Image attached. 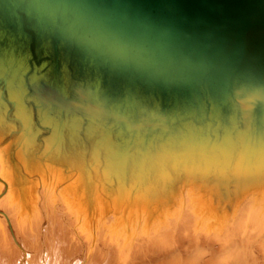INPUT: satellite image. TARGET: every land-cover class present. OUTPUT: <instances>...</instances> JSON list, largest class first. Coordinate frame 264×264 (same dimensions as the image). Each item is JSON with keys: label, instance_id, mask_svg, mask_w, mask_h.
<instances>
[{"label": "water", "instance_id": "1", "mask_svg": "<svg viewBox=\"0 0 264 264\" xmlns=\"http://www.w3.org/2000/svg\"><path fill=\"white\" fill-rule=\"evenodd\" d=\"M0 115L18 124L0 144L22 160L34 145L69 168L68 149L86 148L104 194L115 159L146 166L136 194L164 191L147 157L173 173L187 156L229 159L239 180L254 155L264 176V0H0ZM196 169L177 182L218 197Z\"/></svg>", "mask_w": 264, "mask_h": 264}, {"label": "bare ground", "instance_id": "2", "mask_svg": "<svg viewBox=\"0 0 264 264\" xmlns=\"http://www.w3.org/2000/svg\"><path fill=\"white\" fill-rule=\"evenodd\" d=\"M6 118L0 115V141L18 129L17 122ZM28 118L23 111L20 119ZM9 146L0 144V264H19L25 250L30 253L23 264H264V176L254 155L244 158L247 170L239 180L228 171L229 159L195 154L173 173L169 164L158 165L162 158L147 157L156 164L149 176L165 185L162 191L153 184L146 194L134 193L135 183H145L143 164L115 159L113 173L104 180L117 201L97 183L92 185L102 178L99 168H90L84 159L85 147L69 148L67 152L79 155L70 153L65 160L69 168H62L42 163L37 146L31 145L25 160ZM9 155L17 184L10 175ZM51 157L60 160L62 154ZM197 164L205 176L211 173L220 180L218 197L177 182L183 176L197 180L200 173L192 172ZM71 168L88 177V194Z\"/></svg>", "mask_w": 264, "mask_h": 264}, {"label": "rangeland", "instance_id": "3", "mask_svg": "<svg viewBox=\"0 0 264 264\" xmlns=\"http://www.w3.org/2000/svg\"><path fill=\"white\" fill-rule=\"evenodd\" d=\"M45 223L46 222H44V224H43V226H45ZM24 251V250H23ZM29 251H27V250H25L24 252H23V255H22V257H21V261L19 262V264H23V263H25L26 262V259H27V257L29 256Z\"/></svg>", "mask_w": 264, "mask_h": 264}]
</instances>
